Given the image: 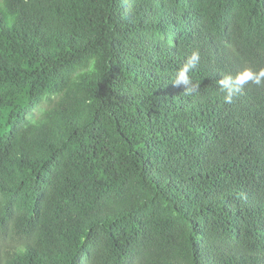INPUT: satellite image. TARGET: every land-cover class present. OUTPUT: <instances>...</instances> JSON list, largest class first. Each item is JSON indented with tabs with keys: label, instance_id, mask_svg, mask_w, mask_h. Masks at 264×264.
Here are the masks:
<instances>
[{
	"label": "trees",
	"instance_id": "trees-1",
	"mask_svg": "<svg viewBox=\"0 0 264 264\" xmlns=\"http://www.w3.org/2000/svg\"><path fill=\"white\" fill-rule=\"evenodd\" d=\"M245 66L264 0H1L0 264H264V87L218 85Z\"/></svg>",
	"mask_w": 264,
	"mask_h": 264
},
{
	"label": "clouds",
	"instance_id": "clouds-1",
	"mask_svg": "<svg viewBox=\"0 0 264 264\" xmlns=\"http://www.w3.org/2000/svg\"><path fill=\"white\" fill-rule=\"evenodd\" d=\"M200 60V51L198 49L192 51L183 66L175 73L173 83L177 86H185L184 92L188 94H192L199 89V84L193 83L190 74L196 69ZM218 85L220 91L224 93V103L232 104L246 86L264 87V68L254 69L251 66H245L235 74L223 75V78L218 81Z\"/></svg>",
	"mask_w": 264,
	"mask_h": 264
},
{
	"label": "rangeland",
	"instance_id": "rangeland-1",
	"mask_svg": "<svg viewBox=\"0 0 264 264\" xmlns=\"http://www.w3.org/2000/svg\"><path fill=\"white\" fill-rule=\"evenodd\" d=\"M1 1V0H0Z\"/></svg>",
	"mask_w": 264,
	"mask_h": 264
}]
</instances>
